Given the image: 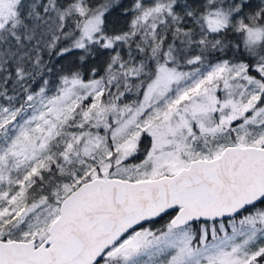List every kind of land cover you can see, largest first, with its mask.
<instances>
[{
  "label": "snow or ice",
  "instance_id": "snow-or-ice-1",
  "mask_svg": "<svg viewBox=\"0 0 264 264\" xmlns=\"http://www.w3.org/2000/svg\"><path fill=\"white\" fill-rule=\"evenodd\" d=\"M0 264H264V0H0Z\"/></svg>",
  "mask_w": 264,
  "mask_h": 264
},
{
  "label": "trees",
  "instance_id": "trees-1",
  "mask_svg": "<svg viewBox=\"0 0 264 264\" xmlns=\"http://www.w3.org/2000/svg\"><path fill=\"white\" fill-rule=\"evenodd\" d=\"M167 220V217H164V219L159 220L158 223L155 226H160L161 224L165 223ZM147 226V225H146Z\"/></svg>",
  "mask_w": 264,
  "mask_h": 264
},
{
  "label": "rangeland",
  "instance_id": "rangeland-1",
  "mask_svg": "<svg viewBox=\"0 0 264 264\" xmlns=\"http://www.w3.org/2000/svg\"><path fill=\"white\" fill-rule=\"evenodd\" d=\"M156 227H159V226H156Z\"/></svg>",
  "mask_w": 264,
  "mask_h": 264
}]
</instances>
